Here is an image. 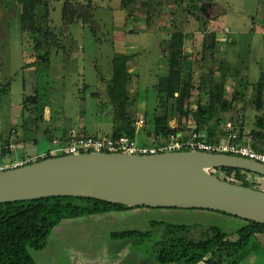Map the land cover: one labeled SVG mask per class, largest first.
Masks as SVG:
<instances>
[{
	"label": "rangeland",
	"instance_id": "374dc122",
	"mask_svg": "<svg viewBox=\"0 0 264 264\" xmlns=\"http://www.w3.org/2000/svg\"><path fill=\"white\" fill-rule=\"evenodd\" d=\"M67 1L80 5L88 22L80 18L65 25L62 10ZM41 2L37 8L41 31L31 32L22 30V5L0 0V163L21 154L32 158L49 154L52 144L43 134L46 125L52 134L76 128L80 135L111 137L107 88L115 58L124 55H136L128 68L133 75L129 90L135 95L131 111L135 120L144 119L137 128L152 129L155 114L164 111L160 82L170 71V46L177 32L184 35L182 76L193 78L192 107L207 104L212 85L223 81L226 99L238 91L239 100L238 117L232 121L230 115L237 114L232 112L223 124L232 127L235 122L239 128L244 122L255 128L256 116H264V110L257 111L252 104V85L264 74V0H138L127 8L122 0ZM211 35L217 40L213 47ZM44 56L50 61L42 60ZM30 95H38L37 104L24 102ZM41 114L51 118L43 126ZM25 125L38 129L28 133ZM174 125L175 116L170 121ZM10 138L15 150L1 152ZM153 221L189 225L194 239L211 226L235 238L243 225L240 219L207 209L109 211L63 220L44 248L28 252L35 264H158V242L165 230ZM130 230L147 235L122 234ZM236 259L238 264H264V234L253 238Z\"/></svg>",
	"mask_w": 264,
	"mask_h": 264
},
{
	"label": "trees",
	"instance_id": "16d2710c",
	"mask_svg": "<svg viewBox=\"0 0 264 264\" xmlns=\"http://www.w3.org/2000/svg\"><path fill=\"white\" fill-rule=\"evenodd\" d=\"M17 1L22 5V30L40 32L37 8L42 5L41 0ZM136 1L138 0H122V5L127 8ZM80 18H84V21L88 22V17L83 14L82 7L72 2H65L62 10L63 23L69 25ZM48 36L55 42L56 37L52 33ZM211 40L210 47H213L217 42L214 35H211ZM183 41V33L173 34L170 46V71L166 78L160 82V91L164 92L161 95L163 100L161 107L164 111L161 114H155L152 129L143 128V130H138L137 120H135L131 111V106L135 102V95L129 90L133 75L129 72L128 63L136 55H124L115 58L113 75L107 88L113 116L111 137L117 138L126 135L139 138L144 143L148 141L147 137L154 133L160 136V140L157 141L159 142L171 133L185 136L189 129L194 128L201 131L202 127L206 128L204 132L201 131L204 138L210 142H219L227 135L228 129L226 124L223 123L227 117L226 115H230L232 112L237 113L236 115H230L232 121L238 117L239 108L236 105L239 103L238 91L235 92L234 98L228 101L225 97V84L222 81L210 88L207 104L198 102L195 108L192 107L190 100L194 90L193 78L190 76L188 80H185L181 72L180 57L184 45ZM43 59L50 61V57L44 56ZM252 89L254 92L252 104L257 111L264 110V74L257 83L252 85ZM38 99V95H31L26 97L24 102L37 104ZM174 116L177 117V126L172 128L170 121ZM39 119L42 126L48 122L42 114ZM187 122H189V125L185 126ZM24 128V131L33 133L38 129L27 125ZM232 131L237 134L238 143L245 144L244 138L246 136L259 142L264 139V116H256V126L249 133L245 131L244 122H241L239 128L233 122ZM44 135L50 142L56 137L51 133V127L48 125H46ZM6 142H8L6 143L8 147L3 148V153L11 152L9 139ZM250 146L257 151L264 152V148L258 144L253 143V146ZM50 157L53 156L47 154L44 157H38L36 161ZM211 172L219 179L264 190L261 180L264 179V176L255 172L232 167H218ZM137 208L150 207L128 206L95 198L74 196H52L0 203V264H35L28 249L39 250L44 248L52 230L63 220ZM216 212L232 216L225 212ZM233 217L243 221V225L237 230L235 238L229 237L221 227L211 226L202 232L199 239H194L192 235L194 229L189 225L153 221V225L163 226L165 230V237L158 242V264H197L199 262L206 264H238L237 254L241 249L248 246L253 238L264 234V223ZM122 234L145 236L147 232L130 230Z\"/></svg>",
	"mask_w": 264,
	"mask_h": 264
},
{
	"label": "water",
	"instance_id": "95a60500",
	"mask_svg": "<svg viewBox=\"0 0 264 264\" xmlns=\"http://www.w3.org/2000/svg\"><path fill=\"white\" fill-rule=\"evenodd\" d=\"M218 167L264 176V163L224 153H79L0 173V203L74 196L137 207L207 209L264 223V190L219 179L211 172Z\"/></svg>",
	"mask_w": 264,
	"mask_h": 264
},
{
	"label": "built area",
	"instance_id": "2783aa9c",
	"mask_svg": "<svg viewBox=\"0 0 264 264\" xmlns=\"http://www.w3.org/2000/svg\"><path fill=\"white\" fill-rule=\"evenodd\" d=\"M143 123V118L138 119L137 125L142 126ZM226 126L228 133L219 142L206 140L203 133L194 128L189 129L185 136L183 134L176 135L171 133L159 142L157 141L160 140V136L152 133L147 137L148 141L144 143L139 138H132L126 135L117 138L96 137L80 135L76 130H72L66 136L53 139L51 142L52 150H50L49 154L55 157L79 153L105 152L146 156L164 152L194 150L236 155L264 163V152L257 151L248 144L238 143L237 134L232 131L230 125ZM171 127L174 128L175 125ZM9 147L12 148L13 145L11 144ZM44 156L46 155H42L41 157ZM37 158L28 157L0 163V173L33 163Z\"/></svg>",
	"mask_w": 264,
	"mask_h": 264
},
{
	"label": "crops",
	"instance_id": "0c3cea01",
	"mask_svg": "<svg viewBox=\"0 0 264 264\" xmlns=\"http://www.w3.org/2000/svg\"><path fill=\"white\" fill-rule=\"evenodd\" d=\"M93 94V96H97V93H95V92H93L92 93ZM31 96V95H30ZM28 97V96H27ZM263 111V110H262ZM49 117V116H48ZM45 120L46 121H48V122H50V120H51V118H47V116L45 115ZM82 128L84 129V131H86V127L85 126H82ZM252 129H254V128H247V127H245V131H246V133H249ZM52 130V129H51ZM72 130H76L77 132H78V130L76 129V128H71V129H62V130H60L59 131V133L58 134H53L54 136H56V137H62V136H66V135H68ZM206 130V128L205 127H202L201 128V131L202 132H204ZM26 132V131H25ZM18 132H17V130H15V129H13L12 130V134L13 135H15V134H17ZM29 133V132H28ZM30 133H33V132H30ZM79 133V132H78ZM43 134H44V132H43ZM18 135V134H17ZM45 138H47L46 136H44ZM11 138H13V137H11ZM9 139V143H10V145L12 144L13 145V147L12 148H10L9 147V149H10V151L11 152H13L14 150H15V143H14V141H13V139ZM33 139V138H32ZM30 141L31 139H25L24 141ZM34 140H36V139H34ZM244 143L245 144H248V145H252L253 146V143L254 144H258V145H260L262 148H264V139L263 140H260L259 142L258 141H254V140H252L249 136H246L245 138H244ZM9 145V146H10ZM1 147V146H0ZM2 150H1V152H3V148H1ZM25 158H28V156L27 155H25V154H21V155H17L15 158H13V159H11V160H14V159H25ZM11 160H9V161H5V162H10ZM5 162H1V163H5Z\"/></svg>",
	"mask_w": 264,
	"mask_h": 264
}]
</instances>
